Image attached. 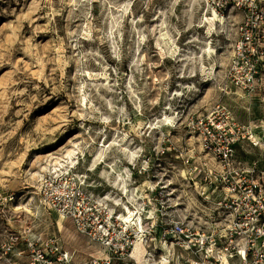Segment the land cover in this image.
I'll return each instance as SVG.
<instances>
[{"label":"rangeland","instance_id":"374dc122","mask_svg":"<svg viewBox=\"0 0 264 264\" xmlns=\"http://www.w3.org/2000/svg\"><path fill=\"white\" fill-rule=\"evenodd\" d=\"M213 12L204 0H0V243L24 220L72 229L42 197L59 171L107 194L110 211L213 223L221 168L188 123L218 103L243 124L264 115L227 79L234 24ZM237 158L264 150L238 146Z\"/></svg>","mask_w":264,"mask_h":264},{"label":"built area","instance_id":"2783aa9c","mask_svg":"<svg viewBox=\"0 0 264 264\" xmlns=\"http://www.w3.org/2000/svg\"><path fill=\"white\" fill-rule=\"evenodd\" d=\"M204 2L219 16L232 17L228 81L264 107V0ZM188 128L221 168L223 196L209 210L213 223L193 215L167 221L150 207L145 213L130 207L133 218L127 221L122 214L129 215L128 210L110 211L107 194L96 195L84 176L59 171L44 180L42 197L48 208L71 221L72 229L36 233L24 220L21 232L11 231L0 243V264L21 255L24 264H264V158H237L238 146L264 150V115L243 124L218 103L191 118ZM72 236L82 246L73 247ZM80 253L87 257L77 261Z\"/></svg>","mask_w":264,"mask_h":264},{"label":"bare ground","instance_id":"6f19581e","mask_svg":"<svg viewBox=\"0 0 264 264\" xmlns=\"http://www.w3.org/2000/svg\"><path fill=\"white\" fill-rule=\"evenodd\" d=\"M213 14H214V16L212 17V18H214V19H218L219 18V15L216 13V11H214L213 12ZM210 43V42H209ZM203 50L204 51H207V52H211V51H213L214 49L212 48V46L211 45H208V47L206 46V47H203ZM165 120H167V121H170L171 119H172V117L171 116H169V115H165V118H164ZM127 149V151L132 155L131 156V158H134V157H136L137 155H136V153L133 151V150H131V149H129V148H126ZM103 156V152H99L98 154H97V156H96V159L97 158H99V157H102ZM123 189H124V191H126L127 192V190H128V186L127 185H125V183H123ZM132 196L134 197V194L132 193ZM130 198H131V196H130ZM125 207L124 208H126L127 210H128V212H129V215H126V214H122V218H124L125 220H127V221H130L133 217H132V209L128 206V204H126V205H124ZM138 217L140 218V214H138ZM9 264H18L17 262H14V261H11Z\"/></svg>","mask_w":264,"mask_h":264}]
</instances>
